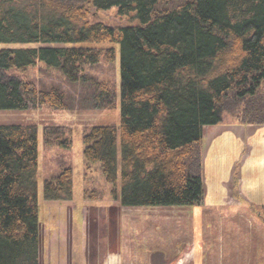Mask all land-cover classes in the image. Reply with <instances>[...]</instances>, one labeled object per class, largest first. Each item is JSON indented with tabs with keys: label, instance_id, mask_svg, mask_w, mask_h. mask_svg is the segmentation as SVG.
<instances>
[{
	"label": "trees",
	"instance_id": "16d2710c",
	"mask_svg": "<svg viewBox=\"0 0 264 264\" xmlns=\"http://www.w3.org/2000/svg\"><path fill=\"white\" fill-rule=\"evenodd\" d=\"M111 8L138 24L90 22ZM0 44L4 112L67 109L61 93L10 70L39 61L77 82L83 67L111 63L117 48L119 93L92 79L88 104L111 110L118 99L120 124L92 128L82 141L84 161L119 185L122 207L201 205L203 129L224 115L264 125V0H0ZM104 44L114 48L81 46ZM64 136V127L46 126L43 145L67 149ZM37 170V127L0 125V264H40ZM72 187L63 169L44 183L43 199L68 201Z\"/></svg>",
	"mask_w": 264,
	"mask_h": 264
},
{
	"label": "rangeland",
	"instance_id": "374dc122",
	"mask_svg": "<svg viewBox=\"0 0 264 264\" xmlns=\"http://www.w3.org/2000/svg\"><path fill=\"white\" fill-rule=\"evenodd\" d=\"M90 22H99L111 27L138 24L137 20L131 17L120 16L117 8L92 14ZM81 46L95 49L114 48L110 44ZM6 47L7 45L0 44V49ZM115 49L116 56L111 63L102 60L96 65L83 67L84 71L80 73L77 82L69 81L59 69L48 68L39 61L25 71L14 68L9 72L10 75L33 84L37 90L58 91L67 106L64 110L42 107L26 111H0V125L32 123L37 127L40 264H119L118 259L122 264H143L142 258H135L137 251L139 255L142 252L141 244L134 246L136 241L132 237L131 223L137 218L133 214L137 209L122 207L118 199L114 198V193L119 195V185L114 187L108 184L100 165L88 164L83 158L84 135L95 127L118 128L120 124L118 99L115 108L111 110H93L88 104L93 90L90 83L92 79L113 84L119 93V54L116 47ZM228 120L232 119L224 115L223 121ZM51 125L65 128L64 137L70 141L69 148L43 145V128ZM117 150L119 155V145ZM63 169L71 170L73 184L71 199L63 202L45 201L44 183L57 177ZM255 215H258V218ZM206 216L208 221L205 222L206 230L203 231H207V237L203 240L205 256L202 264H227L228 250L232 247H235L233 254L238 251L240 258H243L246 251H243L242 241L248 237V222L251 225V236H254L251 238V244H248L251 256L256 258L254 264H264L263 210L259 209L250 216L244 210L219 215L209 213ZM221 217L222 222H219ZM180 226L183 227L182 224ZM230 230L233 231L238 246L227 243ZM258 231L261 234L257 233ZM185 232L189 237V229ZM159 233L156 244L161 247L163 237L162 232ZM218 233H221L222 240L219 238L220 235L217 236ZM218 239L223 242L221 245V241L216 243ZM132 250L134 257L131 254ZM178 257V253L175 252L173 264L177 262ZM238 264L244 262L240 261Z\"/></svg>",
	"mask_w": 264,
	"mask_h": 264
},
{
	"label": "crops",
	"instance_id": "0c3cea01",
	"mask_svg": "<svg viewBox=\"0 0 264 264\" xmlns=\"http://www.w3.org/2000/svg\"><path fill=\"white\" fill-rule=\"evenodd\" d=\"M202 184L201 205L136 208L133 214L137 218L131 223L132 237L136 241L134 246L141 244L142 252L139 255L137 251L135 258H142L143 264H173L172 258L177 252L179 257L174 264H202L207 214L244 210L250 216L264 208V125H241L235 120H228L214 127H205ZM255 216L258 218V215ZM219 222H222V217ZM248 228V237L242 241L243 251H246L244 257L240 258L238 251L233 254L235 247H232L228 250L227 264H238L240 261L244 264L255 263L256 258L251 256L248 246L251 238H254L249 222ZM188 229L189 237L185 232ZM160 231L163 237L161 247L156 244ZM217 236L222 240L221 233ZM218 240L216 243H220L221 240ZM227 243L238 246L231 230ZM131 254L134 257L133 250ZM118 262L122 264L119 259Z\"/></svg>",
	"mask_w": 264,
	"mask_h": 264
}]
</instances>
